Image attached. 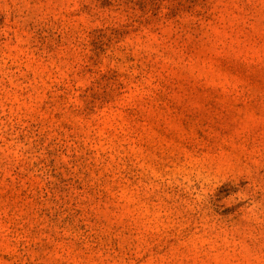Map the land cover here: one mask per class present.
<instances>
[{"label": "rangeland", "instance_id": "374dc122", "mask_svg": "<svg viewBox=\"0 0 264 264\" xmlns=\"http://www.w3.org/2000/svg\"><path fill=\"white\" fill-rule=\"evenodd\" d=\"M0 264H264V0H0Z\"/></svg>", "mask_w": 264, "mask_h": 264}]
</instances>
